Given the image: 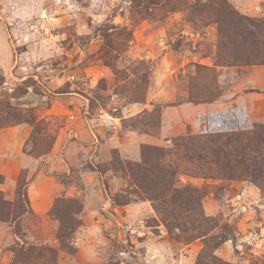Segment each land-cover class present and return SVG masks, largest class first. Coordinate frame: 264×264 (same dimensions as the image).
<instances>
[{"label": "rangeland", "instance_id": "obj_1", "mask_svg": "<svg viewBox=\"0 0 264 264\" xmlns=\"http://www.w3.org/2000/svg\"><path fill=\"white\" fill-rule=\"evenodd\" d=\"M230 13L264 42V0H0V264H264V45Z\"/></svg>", "mask_w": 264, "mask_h": 264}, {"label": "trees", "instance_id": "obj_2", "mask_svg": "<svg viewBox=\"0 0 264 264\" xmlns=\"http://www.w3.org/2000/svg\"><path fill=\"white\" fill-rule=\"evenodd\" d=\"M228 16V18H229V16H231V18H229V23L228 24H225V25H227L228 27L229 26H232V28H233V32H234V34L237 36V37H239L240 38V41H241V43H243V47L242 48H246L245 46H247L248 44L250 45V46H253V47H259V46H263L264 45V42H262L261 44H259V43H255V42H252V41H250V38L247 36H244L243 35V30L240 28L241 26H243V24H244V21H248V19H246V18H243V17H241V16H238L237 14H232V13H230V14H228L227 15ZM219 21V23H221V21L220 20H218ZM252 27H255V28H257V29H260V27L261 26H259V25H257V24H255V23H253L252 24ZM246 63H248V62H246ZM261 63H264V62H261ZM218 155H220L221 157H224L225 159L227 158L228 159V154H226V153H224V151L222 150V151H219L218 152ZM215 156H216V152H215ZM145 162H146V160H145ZM0 183H1V178H0ZM21 197H23L24 198V201H25V204H26V207H27V209L29 208L28 207V202H27V197H26V194H25V192H22V193H20L19 194ZM1 199H0V203H1ZM1 205V204H0ZM28 212L29 210H25L24 209V211L23 212ZM22 212V213H23ZM69 223H61V225H62V228H67V229H69V231L70 232H73L75 229H76V227H77V225H75V224H73V225H68ZM11 250V252L13 253V255H15L16 253H17V251L18 250H16L15 248H11L10 249Z\"/></svg>", "mask_w": 264, "mask_h": 264}, {"label": "crops", "instance_id": "obj_3", "mask_svg": "<svg viewBox=\"0 0 264 264\" xmlns=\"http://www.w3.org/2000/svg\"><path fill=\"white\" fill-rule=\"evenodd\" d=\"M264 70V68H262Z\"/></svg>", "mask_w": 264, "mask_h": 264}]
</instances>
